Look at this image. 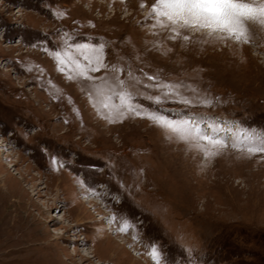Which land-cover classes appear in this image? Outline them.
<instances>
[{
  "label": "rangeland",
  "instance_id": "1",
  "mask_svg": "<svg viewBox=\"0 0 264 264\" xmlns=\"http://www.w3.org/2000/svg\"><path fill=\"white\" fill-rule=\"evenodd\" d=\"M154 3L0 0V264H153V244L161 264H264V153L210 159L147 119L109 123L50 54L103 42L107 63L214 101L163 109L264 130V28L249 23L244 42L175 26L171 39Z\"/></svg>",
  "mask_w": 264,
  "mask_h": 264
},
{
  "label": "snow or ice",
  "instance_id": "2",
  "mask_svg": "<svg viewBox=\"0 0 264 264\" xmlns=\"http://www.w3.org/2000/svg\"><path fill=\"white\" fill-rule=\"evenodd\" d=\"M154 18H159L156 24L164 19L169 22L170 30L175 33L171 39L181 35L175 27L179 26L197 31L209 29L210 34L222 32L227 34V38L249 42V23L264 28V0H156L150 19ZM189 39L188 35L183 36L184 41ZM45 51L49 49L45 48ZM50 54L57 61L59 71L67 72L69 79L87 82V94L97 114L109 123L120 122L129 116L147 119L165 131L168 139L175 138L210 159L229 147L248 156L264 153V130L244 126L237 129L234 122L217 121L190 111L175 113L163 109L161 105L164 104H179L185 109L212 107L214 101L182 81H167L142 68L134 71L130 63H107L106 44L103 42H66L62 48L51 50ZM101 72L104 75H94ZM125 72L127 76L122 78ZM148 90L157 94L153 95ZM185 92L192 95H185ZM230 137L231 145L228 143ZM89 192L96 194L91 187ZM116 220L114 215L107 222ZM132 226L128 218H123L118 230L126 233ZM148 255L153 264H161L163 252L158 245H151Z\"/></svg>",
  "mask_w": 264,
  "mask_h": 264
},
{
  "label": "bare ground",
  "instance_id": "3",
  "mask_svg": "<svg viewBox=\"0 0 264 264\" xmlns=\"http://www.w3.org/2000/svg\"><path fill=\"white\" fill-rule=\"evenodd\" d=\"M101 236H105L104 234L102 235L101 234ZM117 236H115V238H116ZM117 239V238H116ZM117 241L118 242H120V244H123V245H125V244H128V242L127 241H124V239L122 238V239H120L119 237H118V239H117ZM86 256L87 257H91V256H93V255H91V252H87L86 253ZM140 259H143L142 257H139ZM137 262H139V261H137V260H135V261H133V264H137ZM148 263V262H147Z\"/></svg>",
  "mask_w": 264,
  "mask_h": 264
}]
</instances>
